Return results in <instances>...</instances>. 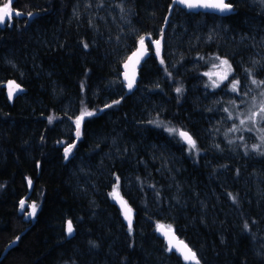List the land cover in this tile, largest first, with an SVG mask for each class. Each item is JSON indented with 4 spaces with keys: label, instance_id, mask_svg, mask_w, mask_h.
Returning <instances> with one entry per match:
<instances>
[{
    "label": "trees",
    "instance_id": "16d2710c",
    "mask_svg": "<svg viewBox=\"0 0 264 264\" xmlns=\"http://www.w3.org/2000/svg\"><path fill=\"white\" fill-rule=\"evenodd\" d=\"M5 2L0 0V6ZM130 2L132 20L143 37H157L159 27L175 9H171L173 0ZM230 2L235 12L219 16L227 33H245L254 24L264 26V0ZM79 3L12 0L13 12L21 15L13 14L0 28V264H187L157 234L160 224L176 230L196 251L199 264H264V193L260 190L264 173L255 169L259 179L246 178L251 163L225 160L224 152L213 165H207L206 154L214 158V152H204L200 145L198 132L202 134L206 111L192 103L189 92L191 83L206 69L207 57L215 53L213 47L199 52L184 47L179 55L160 58L151 55L145 62L150 67L144 63L140 69L141 78L156 81L149 87L154 90L151 94L156 98L162 95L166 106L163 116H158L162 120L155 117L146 124L149 134L169 137L168 120L180 128L172 146H186L181 130L197 141L196 148H184L180 161L174 162L179 186L165 178L152 184L145 181L143 171L134 170H129L133 174L124 180L114 165L109 168L115 173L111 185L100 184L99 193L83 190L82 179L89 176L92 164L99 160L97 155L104 150L94 138L124 134L128 139L123 156L129 157L139 151L140 130L132 128L138 107L130 100L134 92L106 100L105 95L100 96L92 103L89 92L121 88L122 84L110 76L117 63L107 46H92L97 31L88 28L86 20L73 19ZM186 15L194 17L193 13ZM206 17L216 15L206 13ZM195 60L201 62L200 68L182 71ZM9 78L27 89L13 104L2 87ZM68 98L75 104L72 115L79 117L84 110L94 113L85 117L79 136L74 134V125L65 122L74 123L62 108ZM257 158L264 164V154L257 153ZM155 176L151 180L157 179ZM244 178L249 182L244 184ZM127 180L131 188H139L120 194L134 214L131 231L109 192L114 183L123 186ZM29 192L28 199L39 204L32 219L20 212V201ZM66 220H71L76 230L71 239L65 235Z\"/></svg>",
    "mask_w": 264,
    "mask_h": 264
},
{
    "label": "rangeland",
    "instance_id": "374dc122",
    "mask_svg": "<svg viewBox=\"0 0 264 264\" xmlns=\"http://www.w3.org/2000/svg\"><path fill=\"white\" fill-rule=\"evenodd\" d=\"M173 8L175 9L172 13H169L168 18L159 27L158 36L155 38L144 37V41L149 44L148 50L152 56L160 58L161 55H179L184 47L195 52H199L206 46L214 48L215 53L210 54L206 59V69L204 67L201 76L191 83L189 92L192 103L206 111V114L202 115L204 116L202 134L198 132L200 145L204 152H214V158H212V155L206 154L205 161L207 165H213L214 160L217 161L218 156L223 152L225 160H247L251 163V169L247 172L246 178L250 177V180L255 181V179H259L253 173L255 169L258 173H264V164L257 158V153L264 154V144L261 140L264 137V119L258 117L256 123L253 124L248 121L247 117L253 112H259L262 102H264V96L261 95V92H264L262 84L252 83L253 79L264 81V26L254 24L250 28L251 30H247L245 33L230 34L226 32L222 19L217 15L216 17L207 18L206 13H193L194 17L189 19L186 15L188 12L185 9H181L176 5ZM189 14L191 15L190 12ZM133 16L134 9L130 0H80L77 8L72 13L74 20L78 22L86 20L88 22L87 27L97 31L98 36L93 40L92 46L94 49L101 45L107 46L113 63H117L116 67H111L110 76L122 84L121 88H98V93L89 92V95L93 98L92 103L100 96L105 95L104 99L106 100L111 95L118 98L126 92L121 79L122 65L136 48L140 37H143V32L132 20ZM155 40L160 41L159 55L156 54V47L152 44ZM222 59L227 60L231 65V72L228 73L227 79H223L227 67L220 65ZM200 66L201 62L195 60L182 71H194ZM145 67L149 68L150 66L145 63ZM20 76L23 77L22 74ZM162 77L159 75V78ZM157 78L155 77V79ZM234 81H239L236 91L232 90ZM155 82L150 77H140L137 88L130 99H133V102H136V106H138L136 108L137 119L132 124L134 126L132 128L140 130L138 135L140 141L139 151L133 154L131 150H128L129 154L132 152L130 156H123V145L128 139L125 138L124 134L94 138L96 141L100 140L99 144L104 145V150L97 155L99 165L94 162L89 176L82 179V188L88 194L91 192L99 193L100 184L109 186L114 182L115 173L109 169L114 165L119 168V172H122L124 180L129 179V176L133 174L129 170H134L137 172L143 171L142 173L147 179L145 181L152 184L159 182L158 179L160 178H165L168 183L174 182L175 186H179L176 178L179 169L174 165V162H178V159L180 161V155L184 153V148L190 151L191 147L186 141H184L185 147L177 149L172 146V140H174L180 128L175 127L174 123L168 120L166 130L174 129L175 131L171 133L168 131L169 137L167 138L161 137L163 133L151 136L149 130L145 128L152 118L162 117L163 112L166 110V106L164 107L165 99L162 95L156 98L151 94L154 90L149 87ZM214 84L218 86H213ZM219 88L222 90L215 92ZM73 106L75 104L68 98L66 106H62V108L74 118V123L68 119L65 122L67 125H74V134L77 135L75 122L78 117L74 112L72 115ZM103 109L104 107L99 112H102ZM231 111L234 113H230ZM159 117L156 119L162 120ZM84 119L81 121L79 134ZM242 119L245 120L244 124L240 123ZM230 129L236 130L230 131ZM253 145H261V149L253 150ZM123 159H127V162H123ZM87 164L88 166L91 165L89 161H87ZM99 168L102 171L99 172ZM79 171L85 172L86 170L79 167ZM102 175L104 179L101 178ZM152 175H156L157 179L151 180ZM246 178H244V184L249 182ZM117 186V183H114L109 189L112 200H114V197L111 193L113 188ZM133 189L139 188L137 186L131 188L130 180H127L123 182V186L119 185L117 190L119 195L125 196L126 193L134 192ZM263 189L260 187V190L264 193ZM33 204L36 205V211L34 215H31V205ZM38 208L39 204L37 202L28 199L24 209L20 208V212L32 219L35 218Z\"/></svg>",
    "mask_w": 264,
    "mask_h": 264
},
{
    "label": "snow or ice",
    "instance_id": "6c2138e0",
    "mask_svg": "<svg viewBox=\"0 0 264 264\" xmlns=\"http://www.w3.org/2000/svg\"><path fill=\"white\" fill-rule=\"evenodd\" d=\"M175 2L184 5L185 7L189 8V9H195V8H212V9H216L219 10L220 12H225V11H229L232 8V5L230 3H226L225 0H175ZM11 3L12 0H7V2H5L3 4L2 7H0V24H4L5 20L8 19L10 20L13 16V14H15L16 16L21 15V13L19 11H16L15 13L13 12V9L11 8ZM29 16H32V13H28ZM144 37H140L139 43H140V48L137 50V52L133 53V56L129 57V61H132L133 58H135L136 62H139V59L145 54L146 48L144 45ZM153 44L156 47V54L159 55V50H160V41L159 40H155L153 41ZM85 47H87V45H85ZM219 59V58H218ZM161 63H163V61H161ZM220 65L226 66L227 67V71L225 72L223 79H227L228 78V73L231 72V65H229L228 61L225 59L220 60ZM128 65L126 64L125 67H127ZM207 75V74H206ZM126 79L127 76L125 77ZM133 83L134 80L133 79H129L128 80V88L131 89L133 87ZM253 84H264V81H257L255 79L252 80ZM239 85V81H234L232 83V90L236 91ZM213 86H218V85H213ZM19 88V85H16L14 82H9V97L11 98V96L13 95V93ZM176 91L179 93L181 91L180 88H177ZM261 95L264 96V92H261ZM118 103V101L116 102ZM225 111H227V109H225ZM94 113L89 112L87 110L82 111L80 117H78L76 119V127H77V136H79V129H80V124L81 121L87 117V116H92ZM260 119H264V102H262V106L259 109V112H253L250 116L247 117L248 121L252 122L253 124L256 123L257 118ZM52 117H49V121L51 122ZM241 124L245 123V120H241L240 121ZM236 129H230V131H234ZM168 131L171 133L173 131H175L174 129H168ZM179 135L189 144V146L191 148H195L196 144L195 141L192 139V137L184 131H180ZM262 140V144H264V137L261 138ZM231 142V141H230ZM253 150H260L261 149V145H253ZM71 151V147L66 148L65 149V157L67 158L68 153ZM29 183H31V181H29ZM118 186L113 188V192L111 193V195L115 198V199H120L119 197V192H118ZM122 206L126 209L125 210V218L129 220V231H131V219H130V213H131V209L127 208L126 204L121 200ZM24 205V201H21V207H23ZM32 208V213L31 215L35 214L36 211V205L33 204L31 205ZM245 227L247 228V225H245ZM163 229V226L158 225L157 226V230L161 231ZM67 231L69 234H71L73 232V226L71 221L68 222L67 225ZM171 226L168 227L167 231H164L163 234L164 235H168L169 232H171ZM183 243V242H181ZM172 243L171 241H169V250H172ZM183 248L186 251H182L181 249H177L178 251H181V254L184 257L185 261H193L194 264H199V261L196 258V254L194 252L191 251V249H188L187 245H184Z\"/></svg>",
    "mask_w": 264,
    "mask_h": 264
},
{
    "label": "water",
    "instance_id": "95a60500",
    "mask_svg": "<svg viewBox=\"0 0 264 264\" xmlns=\"http://www.w3.org/2000/svg\"><path fill=\"white\" fill-rule=\"evenodd\" d=\"M225 2L226 3H230L232 5V8H231V10L225 11L223 13L220 12L219 10L212 9V8L189 9V8L185 7L184 5H182V4H179V3L175 2V0H173V4H172L171 9L176 5L179 8L185 9L187 12L194 13V14L209 13V14L220 16V17H225V16H228V15H230V14L235 12L234 5L230 2V0H225ZM0 7H2V6H0ZM8 22H9V20L6 19L4 24H0V28L5 27L8 24ZM152 44H153V42H152ZM144 45H145L146 51H145V54L139 59L138 63L136 62L135 58H133L132 61H129V57L133 56V53L137 52V50L141 47L140 43L137 44L136 48L130 53V55L126 58V60L124 61L123 65H122V70L123 71H122L121 79H122V82L124 83L126 94H128V95H131L136 90L137 83H138L139 78H140V69H141L142 65L145 63V61L151 56L150 51L148 50V45H149L148 42L144 41ZM126 64L128 65L127 67H125ZM126 76H127L128 79L125 78ZM129 79H133L134 80L133 87L131 89H129L128 86H127ZM9 82H14L16 85H19V88L13 93L11 98L9 97ZM2 87L4 88L5 96H6L8 102L10 104H13L14 101L19 96H21V95H23L24 93L27 92V89L24 87V85H22L20 82H18L14 78H9V79L5 80L2 83ZM184 132H186V131H184ZM29 196H30V192H29V194L27 196H25L24 198L21 199V201H24L23 207H21V201H20V208L21 209H24L25 204H26ZM119 197H120L119 200L114 198V204L119 209V211L121 213V216H122V219H123V222L129 227V220L125 218V210L126 209L122 206L121 200L126 204L127 208L131 209V207H130L129 203L124 199L123 196L119 195ZM130 219H131V227H132L133 222H134V215H133L132 211L130 213ZM69 221H71V220H67L66 223H65V226H64L65 227L64 231H65V235H66L67 239H71L72 237L75 236V233H76V230H75V227H74L72 221H71V223H72V226H73V232L71 234L68 233L67 225H68ZM161 226H163V229L161 231H158L156 229L157 233L164 239V241L166 242L168 247H169V241H171V243L173 245L171 251L173 253H175L177 256H180L184 260V257L181 254V251H178L177 249H181L182 251H186L183 248V246L187 245L188 249H191V251L196 254V252L192 249V247L190 245H188L185 241H183L179 237V235H178V233L176 232L175 229H171L172 231L169 232L168 235L166 236V235L163 234V232L167 231L168 228H166L164 225H161ZM181 242H183V243H181ZM196 258H197V254H196ZM197 260H198V258H197ZM186 262H188L190 264H194V262L191 261V260L186 261Z\"/></svg>",
    "mask_w": 264,
    "mask_h": 264
},
{
    "label": "bare ground",
    "instance_id": "6f19581e",
    "mask_svg": "<svg viewBox=\"0 0 264 264\" xmlns=\"http://www.w3.org/2000/svg\"><path fill=\"white\" fill-rule=\"evenodd\" d=\"M128 95V94H127ZM181 131H184V130H181ZM97 163V165H99V162H98V160H96L95 161V164ZM100 169V168H99ZM67 221V220H66ZM66 223V222H65ZM160 225H164V224H160ZM165 226V225H164ZM166 227V226H165ZM166 228H168V227H166ZM156 229H157V227H156ZM171 229H173V228H171ZM156 232H157V230H156ZM158 234V233H157ZM159 235V234H158ZM160 236V235H159ZM161 237V236H160ZM180 237V236H179ZM182 239V238H181ZM164 240V239H163ZM183 240V239H182ZM184 241V240H183ZM164 243H165V245L167 246V248L169 249V247H168V245L166 244V242L164 241ZM193 249V248H192ZM194 250V249H193ZM195 251V250H194ZM196 252V251H195ZM197 254V253H196ZM197 258H198V255H197ZM198 260H199V258H198ZM185 261V260H184ZM186 262V261H185ZM187 264H190V263H188V262H186Z\"/></svg>",
    "mask_w": 264,
    "mask_h": 264
},
{
    "label": "flooded vegetation",
    "instance_id": "af4514ba",
    "mask_svg": "<svg viewBox=\"0 0 264 264\" xmlns=\"http://www.w3.org/2000/svg\"><path fill=\"white\" fill-rule=\"evenodd\" d=\"M114 201V200H113Z\"/></svg>",
    "mask_w": 264,
    "mask_h": 264
}]
</instances>
